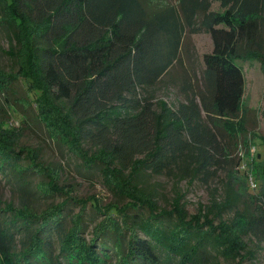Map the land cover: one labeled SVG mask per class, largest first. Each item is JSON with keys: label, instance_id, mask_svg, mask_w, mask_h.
I'll list each match as a JSON object with an SVG mask.
<instances>
[{"label": "trees", "instance_id": "obj_1", "mask_svg": "<svg viewBox=\"0 0 264 264\" xmlns=\"http://www.w3.org/2000/svg\"><path fill=\"white\" fill-rule=\"evenodd\" d=\"M218 1L223 11L212 0H0L7 51L18 64L0 68V91L23 77L49 133L87 166L98 164L110 189L130 198L90 213L71 195L41 211L0 199V264H243L246 237L264 241V150L248 166L234 152L246 121L238 60L264 50V0ZM187 30L209 32L213 47L203 53L201 83L171 103L149 90L181 60ZM16 140L0 125V181L24 184L45 166L36 149ZM228 157L235 166L223 197L191 215L180 194L172 208L159 207L139 185L146 171L179 167L208 179ZM69 199L82 202L79 211L65 208Z\"/></svg>", "mask_w": 264, "mask_h": 264}, {"label": "rangeland", "instance_id": "obj_2", "mask_svg": "<svg viewBox=\"0 0 264 264\" xmlns=\"http://www.w3.org/2000/svg\"><path fill=\"white\" fill-rule=\"evenodd\" d=\"M149 1L151 5L177 2V0ZM212 9L224 10L218 0H212ZM9 46L7 31L0 26V68L16 70L18 64L7 51ZM212 47L213 40L209 32L187 30L184 34L181 60L162 76L149 93L154 94L156 98H165L171 103L184 99L186 94L192 91L190 85L201 83L203 53L210 51ZM238 62L242 64L245 75L242 108L246 121L243 124L245 132H239V144L234 152L236 159L237 155H241L242 163L248 166L256 152L259 149L264 150L261 142V138L262 140L264 138V50L249 51ZM1 91L0 125L4 133L17 139L15 143L17 147L22 146L26 150L36 149L39 153L37 161L45 166L39 172H29L24 184L2 177L0 199L3 204L11 201L14 206L19 207L26 203L33 209L41 211L53 203L70 198L71 195L78 200L86 201V213H90L94 211L93 207L96 204L105 210L110 205L122 206L130 200L129 197L119 196L110 189L98 164L87 166L83 157L70 149L65 141L57 138L56 134L49 133L37 116L35 93L29 91L28 82L23 77L14 80L8 90ZM244 137L248 145L243 142ZM228 141L229 139L223 142ZM254 146L257 147L256 150ZM85 147L90 153L94 151V147L89 143H86ZM233 166H235L233 159L228 157L227 162L223 161L221 165L212 169L208 179L204 174L198 173L191 177L190 174H186L183 167L161 173L146 171L138 177L139 185L144 187L145 191L155 194L159 207L172 208L176 195L180 194L181 203L185 204L188 214L191 215L199 211L200 204L208 203L212 197H223L228 173ZM48 182L57 184L59 189L50 190L48 194L38 191V185ZM246 200L250 203L247 197ZM81 206L82 202L69 199L65 208L70 212H77ZM232 215L233 211H228L224 217ZM95 217L96 220H100L103 214L97 213ZM91 223L87 230L89 236L94 222ZM246 240L249 256L243 260V264H264V241L251 235L247 236Z\"/></svg>", "mask_w": 264, "mask_h": 264}, {"label": "built area", "instance_id": "obj_3", "mask_svg": "<svg viewBox=\"0 0 264 264\" xmlns=\"http://www.w3.org/2000/svg\"><path fill=\"white\" fill-rule=\"evenodd\" d=\"M256 148V146H254V149ZM243 166L245 167V165L243 164ZM249 182L252 186H256L257 182L255 181L253 175L250 174L249 176Z\"/></svg>", "mask_w": 264, "mask_h": 264}]
</instances>
